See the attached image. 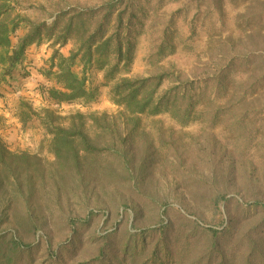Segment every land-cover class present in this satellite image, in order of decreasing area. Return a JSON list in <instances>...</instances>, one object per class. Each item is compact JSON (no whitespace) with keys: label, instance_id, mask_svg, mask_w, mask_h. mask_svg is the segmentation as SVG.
<instances>
[{"label":"rangeland","instance_id":"1","mask_svg":"<svg viewBox=\"0 0 264 264\" xmlns=\"http://www.w3.org/2000/svg\"><path fill=\"white\" fill-rule=\"evenodd\" d=\"M103 1L11 0L16 13L34 20L47 17L58 3L87 7ZM138 1L148 11L147 32L139 36L129 76L168 70L182 79H202L228 67L229 86L236 90L232 110L214 126L209 118L181 126L170 114L144 116L148 140L133 142L132 166L144 169L139 185L133 189L123 183L114 192L106 179L95 184L61 171L50 152L51 135L31 115L51 109L65 118L59 121L65 126L77 112L119 116L121 107L111 100L113 83H105L103 71L91 69L86 77L87 85L97 88L95 101L51 102L43 88L57 86L53 74H47L57 70L52 57L68 56L74 43L31 45L22 74L0 83V137L9 149L35 155L39 168L16 172L25 199L17 196L9 175L7 190L0 193V237L30 245L18 255L20 264H264V207L254 205L264 204V88L248 98L236 89L264 78V0ZM165 29L176 52L157 60L153 46ZM24 32L19 29L13 42ZM75 68L82 73L81 65ZM208 87L209 95L215 88ZM22 113L30 115L25 122ZM158 126L163 127L161 141ZM87 129L94 132L90 121ZM144 143L155 147L153 161L147 154L144 159ZM218 194L229 198L220 211L215 208ZM210 228L223 233L224 262L209 250L213 238L204 229ZM240 228L245 233L228 247Z\"/></svg>","mask_w":264,"mask_h":264},{"label":"trees","instance_id":"2","mask_svg":"<svg viewBox=\"0 0 264 264\" xmlns=\"http://www.w3.org/2000/svg\"><path fill=\"white\" fill-rule=\"evenodd\" d=\"M59 5H54L55 9L47 17L34 20L16 13L11 0H0V83L16 80L22 74L21 65L31 45H39L46 40L59 46L73 42L74 48L68 56L56 53L52 57V61L58 60L55 64L57 70L53 73L50 70L47 74H53L57 86L43 88L48 100L57 104L79 99L95 101L97 88L87 85L86 72L96 69L104 72L105 83H113L111 100L121 107L116 117L107 113L93 112L86 115L77 112L69 117L67 126L59 122L65 118L51 109H44L43 113L31 111V115L37 116L51 135L50 152L61 171L69 170L80 178L86 176L95 184L105 183L103 179H106L115 188L114 192H118V187L123 183L136 189L144 169L138 170L132 166L137 155L133 142L138 139H144L145 142L148 140L142 129L144 116L156 118L170 114L181 126L209 118L214 126L222 122L232 110L236 90L229 86H232L233 79L229 77L231 69L228 67L220 68L212 77L202 79H182L168 70L149 76H129L139 36L147 32L148 11L140 6L138 0H104L100 5L87 7H57ZM22 28L25 32L14 43L13 36ZM169 35L166 29L163 30L156 40L157 45L153 46L157 60L176 52V46ZM77 65L82 66L81 74L76 71ZM210 85H214L215 90L208 95ZM262 88V77L246 86L241 84L236 87L243 91L242 98L252 97ZM22 114L24 118L20 119L25 122L30 115ZM88 121L95 128L92 134L87 129ZM157 130L161 141L163 127L158 126ZM146 154L147 161L157 157L153 146L145 149L144 159ZM36 161L37 157L29 152L9 149L0 137V193L5 191L11 174L17 186V196L25 199L26 191L20 187L21 181L16 172L25 168L37 170L39 165ZM28 181H31L30 177ZM228 200L226 195L218 194L215 208L220 211V204ZM258 204L264 207L261 202L254 205ZM29 218L32 219V216ZM19 223L23 224L22 221ZM33 226L38 230V226ZM204 230L212 234L213 241L209 250L216 254L215 257L222 258L220 262H224L228 250L221 246L219 234L222 232L212 228ZM243 233V229H237L228 241V247L233 246ZM29 246H24L19 239L0 237V264H20L17 263L18 255L28 252ZM103 253L101 249L99 256ZM137 256L131 255L132 261ZM247 262H250V255ZM179 264H183L182 261Z\"/></svg>","mask_w":264,"mask_h":264}]
</instances>
